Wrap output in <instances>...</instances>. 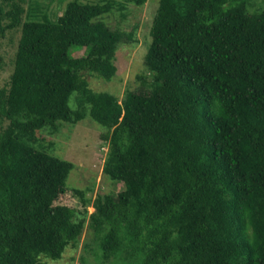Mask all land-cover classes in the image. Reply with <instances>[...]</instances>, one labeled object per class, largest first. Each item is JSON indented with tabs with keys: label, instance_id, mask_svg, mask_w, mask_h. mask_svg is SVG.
<instances>
[{
	"label": "trees",
	"instance_id": "1",
	"mask_svg": "<svg viewBox=\"0 0 264 264\" xmlns=\"http://www.w3.org/2000/svg\"><path fill=\"white\" fill-rule=\"evenodd\" d=\"M22 1H0V32L20 26L0 85V264H53L85 226L97 264H264V2L158 0L142 85L119 97L87 75L110 79L134 40L104 18L120 0H69L55 18ZM86 115L116 193L69 186L74 162L38 143ZM67 190L81 207L58 201Z\"/></svg>",
	"mask_w": 264,
	"mask_h": 264
},
{
	"label": "rangeland",
	"instance_id": "2",
	"mask_svg": "<svg viewBox=\"0 0 264 264\" xmlns=\"http://www.w3.org/2000/svg\"><path fill=\"white\" fill-rule=\"evenodd\" d=\"M67 1L69 0H23L22 4L26 7L30 2H38L50 17L55 18L62 13ZM257 1L264 2V0ZM120 2L122 4L115 6L104 15V18L112 27L132 31L134 40L120 43L117 47L115 56L117 68L110 79L87 75L89 85L93 89L108 90L119 97L127 88L135 89L142 85V79L138 75L146 72L144 55L151 40L150 23L158 0H146L143 4H135L127 0ZM19 35L20 26L0 32V85L6 84L9 80ZM72 53L81 55L84 54V49H73ZM75 93L76 91H73L69 97L71 106L75 104ZM3 124L4 122H0V127ZM103 130L102 125L88 115L75 123L63 121L55 130L47 127L37 130L39 144L46 146L48 151L74 162L67 177V184L71 187L84 188L86 195L91 198L98 193H116L123 186L121 181H113L103 171L107 150V142L100 137ZM58 201L82 206L80 198L69 190L62 193ZM87 209L90 212L94 207L89 204ZM100 257L95 235L88 226H85L76 245H68L60 258L48 259L53 264H97ZM106 264L127 263L108 260Z\"/></svg>",
	"mask_w": 264,
	"mask_h": 264
}]
</instances>
